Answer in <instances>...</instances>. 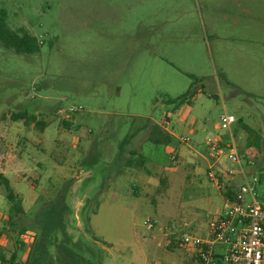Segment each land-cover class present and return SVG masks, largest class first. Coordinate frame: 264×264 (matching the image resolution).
<instances>
[{
    "label": "rangeland",
    "instance_id": "1",
    "mask_svg": "<svg viewBox=\"0 0 264 264\" xmlns=\"http://www.w3.org/2000/svg\"><path fill=\"white\" fill-rule=\"evenodd\" d=\"M0 11L39 45H0V155L22 206L5 225L0 185V247L18 263L60 264L59 245L88 264H190L177 237H204L224 208L205 143L226 140L222 113L237 149L255 152L264 201V0H0ZM18 111L43 127L10 123ZM151 125L167 144L146 140ZM137 148L150 162L128 169Z\"/></svg>",
    "mask_w": 264,
    "mask_h": 264
},
{
    "label": "built area",
    "instance_id": "2",
    "mask_svg": "<svg viewBox=\"0 0 264 264\" xmlns=\"http://www.w3.org/2000/svg\"><path fill=\"white\" fill-rule=\"evenodd\" d=\"M234 123L233 116L220 114L218 127L226 140L221 135L205 140L211 160L206 177L220 192L224 208L208 223L204 237H177V245L187 252L190 264H264V201L258 199L256 178L249 176L255 152L237 149L231 132ZM226 189L230 194L226 195ZM144 226L157 229L149 220Z\"/></svg>",
    "mask_w": 264,
    "mask_h": 264
},
{
    "label": "trees",
    "instance_id": "3",
    "mask_svg": "<svg viewBox=\"0 0 264 264\" xmlns=\"http://www.w3.org/2000/svg\"><path fill=\"white\" fill-rule=\"evenodd\" d=\"M0 45L4 49H9L13 53L16 54H34L38 52L39 45L33 36L29 34L17 30L15 32H11L7 30L4 26V13L0 11ZM190 97V93L187 91L185 94L181 95L176 99H170L167 103L172 104L174 107L169 113H173V111L181 104L186 102V100ZM8 121L10 123L21 122L23 125H32L40 130L43 127V123L36 120L33 115H29L26 112H14L7 116ZM165 120L168 119V113L165 114ZM4 120V116H0V122L2 123ZM4 127V126H3ZM2 131V130H0ZM145 133L147 134L146 140L152 141L155 144H167L170 140V135L164 132L159 126L151 125V128H146ZM252 136V137H249ZM249 138L245 143V147H250L251 145H255L256 135L249 134ZM131 157H134V153H130ZM142 162L135 163V159H128L125 163L127 167H142L145 159H142ZM0 185L3 187L4 198L8 204V215H7V224L5 225H13L12 221L18 215L22 214V208L20 205V199L12 192L9 188L7 181L0 176ZM230 194L228 189H226V195ZM2 229H0L1 234ZM96 241V239H94ZM57 252L61 256L60 264H88L83 259L76 257L69 250L57 246ZM168 249H171L169 246ZM32 253L29 258L25 260L22 264H41L35 258L32 259ZM49 259L46 260L45 264H55V262H49ZM0 264H20L18 263L15 250L11 251L4 247H0Z\"/></svg>",
    "mask_w": 264,
    "mask_h": 264
},
{
    "label": "crops",
    "instance_id": "4",
    "mask_svg": "<svg viewBox=\"0 0 264 264\" xmlns=\"http://www.w3.org/2000/svg\"><path fill=\"white\" fill-rule=\"evenodd\" d=\"M163 117H165V114H164V116ZM21 123V122H20ZM22 124V123H21ZM5 126H7V124H5L4 125V127ZM32 126V125H31ZM8 127V126H7ZM164 132H165V130L164 129H162ZM167 134H169L170 135V133H167ZM4 136V135H3ZM172 136V135H171ZM166 149V148H165ZM165 151V150H164ZM130 153H134V157H131L130 156ZM176 155H178L179 157H181V155H182V153H180V154H177L176 152H172V155L169 157V160L171 161V160H173L174 159V157L176 156ZM126 156H128L123 162H124V164L126 163V161L128 160V159H135V163H137V162H142L143 160L142 159H145L146 161H144V163H146V162H148L149 160H147L144 156H143V154H142V152H141V149L140 148H137L136 150L135 149H131L129 152H128V154L126 155ZM150 162V161H149ZM5 167V169L3 170L2 169V167L3 166ZM0 176L2 177V178H4L6 181H7V183H8V186H9V188L12 190V188H11V185H10V183H11V181L10 180H7L6 178H7V176H6V174L9 172V170H10V172H11V174H12V171L13 170H11V169H9V168H11L12 167V164H11V160H10V158H9V155L7 154V153H5L4 152V154L2 153L1 155H0ZM127 167V166H126ZM41 168H42V166H41ZM128 169H132L133 168V170H137L138 168L137 167H134V166H131V167H127ZM141 168V167H140ZM6 177V178H5ZM36 177H39V175H37ZM36 177H34V178H36ZM78 181V180H77ZM12 192H13V190H12ZM14 193V192H13ZM15 194V193H14ZM16 195V194H15ZM17 196V195H16ZM21 208H22V206H21ZM6 217L7 216H3L2 218H4V219H6ZM7 222V221H6Z\"/></svg>",
    "mask_w": 264,
    "mask_h": 264
}]
</instances>
